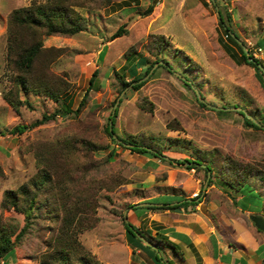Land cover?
<instances>
[{
	"label": "rangeland",
	"instance_id": "rangeland-1",
	"mask_svg": "<svg viewBox=\"0 0 264 264\" xmlns=\"http://www.w3.org/2000/svg\"><path fill=\"white\" fill-rule=\"evenodd\" d=\"M42 1L0 0V202L5 189H15L36 176L45 146L62 151L70 142L73 147L64 152L73 161H69L62 177L51 171V182L61 197L51 191L43 194L49 196L53 208L43 205L35 209L28 231L16 242L14 252L0 259V264H63L50 257L49 245L50 239L67 226L63 224L65 208L61 199L82 202L90 193L96 201L94 225L76 231L70 225L68 229L90 255L91 264H157L141 249L132 256L124 220L155 234L156 229L160 231L181 212L193 208L198 211V205L174 210L140 206L154 198L153 203L158 205L173 203L179 196L201 198L204 185L209 188L208 198L215 195L231 210L233 205L252 210L250 214L242 212L244 223L258 229L250 215L264 216V125L248 126L238 110L219 112V108L207 103L222 107L235 104L255 118L264 114V86L253 66L236 62L226 50L227 43L236 53L231 52L239 55L217 12L221 5L230 13L231 27L240 40L264 60V45L258 44L259 39L264 41V0H110L108 4L90 1L74 5L83 17L84 28L72 35L43 34L42 44L60 49L54 51L57 55L50 59L47 69L69 81L61 101L72 109L84 96L88 78L97 69L85 102L77 114H59L21 132L11 131L14 125H29L59 105L44 94L27 92L24 96L20 92L30 105L24 103L15 110L3 97L17 73L6 50L10 13ZM150 3L152 8L147 10ZM120 25L124 32L112 36ZM159 34L166 42L157 48L153 40ZM129 50L135 58L139 54L147 56L148 62L160 58L137 88L132 87L133 82L121 88L115 74L120 71L126 80L131 79L127 67L135 58L127 61ZM164 59L170 67L158 66ZM144 67L141 64L139 71ZM197 92L203 105L197 100ZM149 102L152 108H148ZM114 104L117 113L113 135L141 144L151 141L162 155L137 152L130 149V142L118 144L111 139L105 125ZM85 140L100 147L88 149ZM111 150L114 154L109 157ZM225 155L259 169L257 175L249 176L241 192L224 188L218 181L216 171ZM63 157L62 154L58 161ZM185 157L203 158L202 163L207 157L213 159L215 176L210 185L207 186L211 172L207 173L203 164L187 167ZM203 205L199 204L200 209L206 206ZM0 219L14 228L15 234L24 223V214L0 206ZM234 227L231 224L228 228ZM260 231L264 235V230ZM165 253L172 256L173 262L178 260L171 250L166 248ZM69 264L83 263L71 260Z\"/></svg>",
	"mask_w": 264,
	"mask_h": 264
},
{
	"label": "trees",
	"instance_id": "trees-1",
	"mask_svg": "<svg viewBox=\"0 0 264 264\" xmlns=\"http://www.w3.org/2000/svg\"><path fill=\"white\" fill-rule=\"evenodd\" d=\"M92 2L95 4H108L110 0H44L42 2H33L32 4L21 6L15 8L11 11L10 17L8 19V30H7V57L10 63L17 70V73L12 79V87L3 92L4 99L15 109L19 110V106L24 103L30 105L29 101L25 97H20V92L26 95L27 92H33L37 94H44L55 102H59V105L53 109L51 112H44L40 118L35 119L29 125L26 124H16L10 130L11 131H23L27 126H33L35 124L41 123L49 118H54L59 114H67L73 112L77 114L81 107L83 106L87 91L93 85L95 76L97 75V69H94L88 78V86L84 92V96L79 101L77 107L72 109L66 101H61V97L70 87L69 81L60 77L59 75H53L49 72L48 63L55 55L57 51L60 50L53 47H46L42 44L43 34L59 33L64 35H72L82 28H84V22L82 15L74 8V5L83 4L84 2ZM215 1V0H213ZM152 3L149 4L147 10L152 8ZM219 22L225 31L226 36L235 44L238 49L239 55H235V49L225 44L226 50L231 53L236 62H246L255 68V73L264 86V72L257 65L256 62H260L264 65V60L257 58L253 51L248 48L251 56L256 60L248 61L247 56L242 48V45L237 40L239 35L231 27V15L226 9H223L221 5L217 8ZM125 28L123 25L118 26V28L112 33V36L120 35L124 32ZM156 40H153L155 47H160L165 44L166 39L163 34L157 35ZM240 39V38H239ZM244 43V41H242ZM245 44V43H244ZM259 46L264 45V41L259 39ZM246 45V44H245ZM247 46V45H246ZM248 47V46H247ZM231 50L234 52H231ZM158 52V51H157ZM154 54L157 55L158 53ZM131 58H135V55L131 50L126 52V59L129 61ZM264 58V57H263ZM160 60L157 57L155 60L148 62V57L139 54L135 58L134 63L130 65L128 69V74L132 77L126 80L125 74L120 71H115V74L120 79L121 88L129 85L133 82L132 87H139L143 80L142 77L149 72L154 62ZM145 65L142 71H139L138 67L140 65ZM170 67L167 64V60L164 59V63H159L158 66ZM155 70V69H154ZM189 84V83H187ZM197 98V97H196ZM200 104L204 102L197 98ZM143 104V103H142ZM235 106V104H233ZM237 106V105H236ZM148 108H152V104L149 102ZM219 112H229L226 109H219ZM117 113V108H114V112L109 116L110 121L105 125L106 133L111 137L116 143L130 142V149L137 152L150 153L154 156L160 155L161 152L156 145L152 144L151 141L145 144H141L138 141H132L128 138L115 137V116ZM239 113L243 116V120L246 125L253 126L255 128H261L247 117L242 111ZM257 120L264 125V114L261 116H256ZM121 139V142L118 140ZM85 147L88 149L99 148L100 144L94 143L90 140L84 141ZM66 149L58 150L53 146H48L41 150L40 160L42 166L38 170L36 176L32 178L28 183H23L17 188H7L4 190L0 206L3 208H14L24 214V223L21 228L14 234V228L10 227L0 219V259L5 260L9 255H11L15 250L16 242L19 241L22 236L28 231L31 225V218L34 215L35 209H41L43 205L51 206L48 202L49 196L43 194L51 191L52 194H58L56 187L51 182V171L53 173L63 176L65 170L68 168L69 161L72 159L70 155H66L65 150H70L73 145L70 142L65 143ZM64 155L62 161L58 159ZM114 151H110L109 157H112ZM162 155V154H161ZM205 165H202L206 172H211L208 179V185L213 181L215 176V170L213 167V159L206 158ZM188 162L187 167H201L200 157L184 158ZM73 161V159H72ZM71 161V162H72ZM63 165V166H62ZM62 166V167H60ZM3 169L0 164V174H2ZM217 178L221 182L224 188H233L241 192V187L243 184L248 182L249 176L255 173L258 174L259 169L254 168L252 164L248 162H238L231 157L225 155L222 158V164L219 169H217ZM206 173V175H207ZM59 180V179H58ZM57 180V182H58ZM57 188L60 189V185L56 183ZM204 190V189H203ZM207 191L203 192V199L208 200ZM243 196V193H242ZM85 200L80 202L74 200V202L69 203L61 199L60 203L65 208V214L63 216V224H66V229L63 232H59L49 241V245H52V251L50 253L51 258H55L62 262L63 264H69L71 260H79L83 264H91V257L88 253L81 249L80 244L76 240L75 236L69 231V226L72 225L73 231L81 229L84 227H91L94 225L96 217L93 213L95 210V199L93 194L90 193L85 196ZM88 197V198H87ZM207 197V198H206ZM156 198L147 200V204L140 207L147 208H180L182 206L186 207L189 204L195 205L200 199H195V197L179 196L178 200L173 203H162L160 205L154 204ZM152 202V203H151ZM137 207V206H136ZM124 228L126 231V239L131 246L132 256L136 249H141L152 259H154L157 264H172L173 259L166 255L165 249L171 250L173 254L178 257H182L181 252L178 250L177 246L173 241L167 238L164 233L156 229L155 234L152 233L150 229L142 228L135 225L131 221L124 220ZM138 234H142L146 239H148L151 244H146L139 237ZM77 244V245H76ZM264 262V257H263Z\"/></svg>",
	"mask_w": 264,
	"mask_h": 264
},
{
	"label": "crops",
	"instance_id": "crops-1",
	"mask_svg": "<svg viewBox=\"0 0 264 264\" xmlns=\"http://www.w3.org/2000/svg\"><path fill=\"white\" fill-rule=\"evenodd\" d=\"M203 189L209 190L208 187ZM203 192L201 198L195 197L200 199L195 204L198 211L193 208L192 211L181 212L178 218L160 228L181 252L182 257L172 264H264L262 229L245 224L242 216L244 212L252 213V210L239 205H233L231 210L227 202L222 204L215 195L204 200ZM201 203L206 204L203 209L199 207ZM231 224L235 226L232 230L228 228Z\"/></svg>",
	"mask_w": 264,
	"mask_h": 264
},
{
	"label": "water",
	"instance_id": "water-1",
	"mask_svg": "<svg viewBox=\"0 0 264 264\" xmlns=\"http://www.w3.org/2000/svg\"><path fill=\"white\" fill-rule=\"evenodd\" d=\"M237 40L240 42V44L242 45V48H243V50H244V52H245V54H246V56H247V60L248 61H256L255 59H254V57L253 56H251L250 55V53H249V50H248V48H247V46L239 39V38H237ZM158 62H160V61H158ZM158 62H156L155 64H157ZM162 63H164V61H162ZM257 63V65L263 70V72H264V65L262 64V63H260V62H256ZM154 64V65H155ZM152 69V68H151ZM151 69H150V71H151ZM197 94H198V98L200 99V101H203V98L199 95V93L197 92ZM116 101H117V99H116ZM209 106H212V107H216V108H219V109H227V110H229V109H231V108H233V109H236V110H238V111H242L247 117H249L252 121H254L255 123H257L258 125H261V126H263L255 117H253L251 114H249V113H247L246 112V110L244 109V108H242V107H239V106H224V107H222V106H216V105H213V104H209V103H207ZM114 108H115V104H114V107H113V111L112 112H114ZM110 123H111V119H110ZM200 164H203L204 165V163H200ZM203 188H205V185H204V187ZM146 203H148V202H146ZM250 218L253 220V222H254V224H255V226L257 227V228H259V229H262V230H264V217L261 215V214H257V213H253V214H251L250 215ZM139 235V237L140 238H142L143 239V241L146 243V244H151V242L148 240V239H146L142 234H138Z\"/></svg>",
	"mask_w": 264,
	"mask_h": 264
},
{
	"label": "built area",
	"instance_id": "built-area-1",
	"mask_svg": "<svg viewBox=\"0 0 264 264\" xmlns=\"http://www.w3.org/2000/svg\"><path fill=\"white\" fill-rule=\"evenodd\" d=\"M194 194H197V192H195Z\"/></svg>",
	"mask_w": 264,
	"mask_h": 264
}]
</instances>
